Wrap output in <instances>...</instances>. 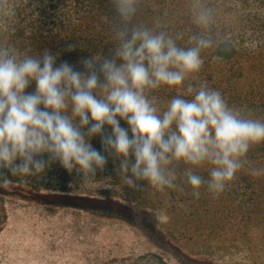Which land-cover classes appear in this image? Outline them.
<instances>
[{
	"label": "clouds",
	"instance_id": "obj_1",
	"mask_svg": "<svg viewBox=\"0 0 264 264\" xmlns=\"http://www.w3.org/2000/svg\"><path fill=\"white\" fill-rule=\"evenodd\" d=\"M110 3L115 46L108 55L72 63L50 49L30 55L0 45V188L54 165L87 186L111 163L132 190L147 185L167 196L186 183L196 197L202 187L218 196L250 163V149L264 143V122L230 107L206 83L190 84L193 98L177 95L162 113L152 95L199 72L201 53L213 48L206 35L212 9L193 0L201 31L181 47L182 32L136 21L139 0ZM207 166L205 179L196 170Z\"/></svg>",
	"mask_w": 264,
	"mask_h": 264
},
{
	"label": "trees",
	"instance_id": "obj_2",
	"mask_svg": "<svg viewBox=\"0 0 264 264\" xmlns=\"http://www.w3.org/2000/svg\"><path fill=\"white\" fill-rule=\"evenodd\" d=\"M192 2L139 0L135 19L149 27L159 24L173 36L182 32L184 38L177 44L188 47L189 36L201 31L193 23ZM200 2L212 9L206 35L213 40V48L201 53V69L181 85L153 91L161 113L177 95L193 98L190 84L198 88L206 83L220 91L230 107L264 122V0ZM114 15L110 0H0V45H14L30 55L50 49L72 63L82 56L108 55L115 46ZM93 143L99 147L97 141ZM247 157L250 163L218 196L202 187L196 197L186 183L183 192L169 190L167 196L147 185L132 190L113 173L111 163L87 186L56 165L38 176L12 180L34 190L117 197L152 214L171 238L229 240L264 259V173L253 176L250 171L264 169V143L251 148ZM210 167L196 171L207 179Z\"/></svg>",
	"mask_w": 264,
	"mask_h": 264
},
{
	"label": "rangeland",
	"instance_id": "obj_3",
	"mask_svg": "<svg viewBox=\"0 0 264 264\" xmlns=\"http://www.w3.org/2000/svg\"><path fill=\"white\" fill-rule=\"evenodd\" d=\"M229 240L171 238L117 197L0 188V264H264Z\"/></svg>",
	"mask_w": 264,
	"mask_h": 264
}]
</instances>
